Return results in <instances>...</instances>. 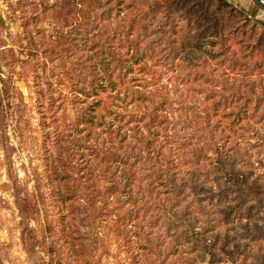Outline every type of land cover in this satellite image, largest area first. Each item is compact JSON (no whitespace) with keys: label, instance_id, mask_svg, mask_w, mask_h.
<instances>
[{"label":"trees","instance_id":"1","mask_svg":"<svg viewBox=\"0 0 264 264\" xmlns=\"http://www.w3.org/2000/svg\"><path fill=\"white\" fill-rule=\"evenodd\" d=\"M15 4L27 30L39 21L53 25L51 35L38 30L39 41L29 36L26 47L69 262L98 264L96 237L82 224L97 199L101 206L110 200L122 239L132 240L130 264H214L230 246L223 231L243 219L242 264H264V166L240 169L249 164L252 131L264 146V21L227 0ZM157 68L200 94L205 106L203 114L192 110L191 135L170 121L173 99L158 91ZM58 85L79 104L71 118L57 103L66 97ZM73 131L79 137L69 142ZM82 134L86 155L73 147ZM212 181L224 187L211 218L195 194ZM15 202L21 217L33 208L19 196ZM21 237L31 252L26 224Z\"/></svg>","mask_w":264,"mask_h":264},{"label":"rangeland","instance_id":"2","mask_svg":"<svg viewBox=\"0 0 264 264\" xmlns=\"http://www.w3.org/2000/svg\"><path fill=\"white\" fill-rule=\"evenodd\" d=\"M15 1L0 0V109L2 108L0 110V264H71L69 262L71 257H68L66 248L62 244L60 207L52 196L51 185L47 179L44 130L41 125V114L36 105V91L26 47L29 44V36L39 41L41 33L38 30H43L48 36L52 34L53 25L48 21H39L27 30L17 17L19 10L12 9V6H17ZM227 1L245 10L257 20L264 21V9L252 0ZM156 76L159 80L158 91L169 94L173 99V112L166 108L170 121H175L174 125L180 132L191 135L192 110L203 114L205 106L201 102L200 94L190 87L188 89L182 87L172 73L163 68H157ZM56 79V76L52 78L54 83ZM5 86L9 89V93L3 92ZM57 87L62 89L61 95H66L61 99L63 101L57 103L61 102V106L66 108L71 118L76 114L79 104L67 88L61 85ZM159 92L156 94L157 99L161 95ZM188 105H192L191 109ZM172 125L170 123L169 127L171 128ZM254 128L259 130V134H263L259 125H255ZM171 132L172 130L170 134ZM250 136V143L254 146H246L249 164L245 167L241 166L240 169L248 172L256 167L255 172L261 165L264 166V146L257 147L256 142L260 138L253 134V131ZM73 137L79 136L73 131L68 136V141L70 142ZM79 139L81 145L73 147L80 148L79 150L86 155L88 153L86 136L82 134ZM46 144L50 147V152L54 153V147L49 142ZM98 146L104 147L101 139L98 141ZM202 178L203 175L200 173V179ZM105 185V181H102L101 187ZM198 186L202 188L195 197L203 200L202 205L212 218L214 216L210 212L211 203H214L224 183L212 181ZM18 196L32 203V210L24 217H21L15 202ZM109 201L103 206L97 199L92 202L90 207L92 218L87 217L82 221L85 225L83 229L91 230L96 237L94 257L98 260V264H130V257L136 249L130 244L132 240L127 243L124 237L122 239L116 225L114 206ZM245 223V219L241 222L234 220L233 226H230L234 228L223 231L228 237L230 246L227 250L217 253L214 264H242L243 255L240 251L244 248L246 240H242L241 233H245V226H242ZM22 224L32 229L31 252L25 249L22 242ZM197 264L212 263L205 260Z\"/></svg>","mask_w":264,"mask_h":264},{"label":"water","instance_id":"3","mask_svg":"<svg viewBox=\"0 0 264 264\" xmlns=\"http://www.w3.org/2000/svg\"><path fill=\"white\" fill-rule=\"evenodd\" d=\"M256 5L264 9V0H252Z\"/></svg>","mask_w":264,"mask_h":264}]
</instances>
